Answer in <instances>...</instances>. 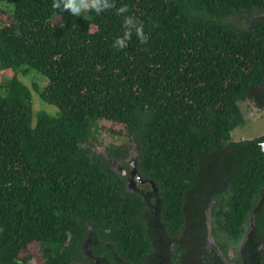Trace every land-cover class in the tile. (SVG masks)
Wrapping results in <instances>:
<instances>
[{
  "label": "trees",
  "instance_id": "1",
  "mask_svg": "<svg viewBox=\"0 0 264 264\" xmlns=\"http://www.w3.org/2000/svg\"><path fill=\"white\" fill-rule=\"evenodd\" d=\"M0 15V264L30 263L32 244L35 264L113 263L98 242L129 264L150 255L145 203L88 148L101 121L133 141L168 230L208 187L238 234L264 189L260 139L231 138L264 82V0H0ZM28 73L54 115L33 113Z\"/></svg>",
  "mask_w": 264,
  "mask_h": 264
},
{
  "label": "flooded vegetation",
  "instance_id": "2",
  "mask_svg": "<svg viewBox=\"0 0 264 264\" xmlns=\"http://www.w3.org/2000/svg\"><path fill=\"white\" fill-rule=\"evenodd\" d=\"M248 95L258 110L264 108V82L252 87ZM257 139H260L258 144L264 152V136ZM132 153L133 159L130 158ZM137 155L133 148L122 160L105 159L107 155L104 159L125 179L126 189L139 195L145 203L141 217L153 250L142 264H264V189L254 198V207L247 213L236 236H232L226 226L225 195L217 197L219 192L208 187L198 202L192 192L187 194L183 223L173 232L161 219L163 201L155 184L137 172ZM133 171L136 174L130 182ZM217 187L223 188V184ZM95 245L111 250L114 261L110 263L106 256L93 259L90 254L87 256L90 264H129L120 259L108 244L98 242Z\"/></svg>",
  "mask_w": 264,
  "mask_h": 264
},
{
  "label": "rangeland",
  "instance_id": "3",
  "mask_svg": "<svg viewBox=\"0 0 264 264\" xmlns=\"http://www.w3.org/2000/svg\"><path fill=\"white\" fill-rule=\"evenodd\" d=\"M87 6L88 4H83L81 6L80 10L82 13L86 11ZM4 19L5 17L0 15V22H2ZM246 23L250 24L249 21L245 22L244 24ZM239 27L244 26L240 24ZM4 76L8 75L5 74ZM20 78L23 83L31 90L32 110L34 114L40 111H45L48 114L54 115L58 111L56 108L42 103L39 95L32 89L33 83H35L39 89L45 86L46 81L43 77L36 73H28L27 76H20ZM249 97L250 95H248L247 98L239 104L245 122L241 127L236 128L231 133V138L234 142L252 141L264 136V108L262 107L261 110H258ZM94 137L95 140H91L88 143V148L95 155L101 156L103 158H105L106 150L108 148L126 145L128 150L133 151V148L135 146L133 141H129L130 139L126 137L123 127L112 122H98L96 130L94 131ZM107 158H109V156H106L105 159ZM130 158H134V153H132ZM29 248L34 257L28 264H35L39 258L38 245L32 244Z\"/></svg>",
  "mask_w": 264,
  "mask_h": 264
},
{
  "label": "water",
  "instance_id": "4",
  "mask_svg": "<svg viewBox=\"0 0 264 264\" xmlns=\"http://www.w3.org/2000/svg\"><path fill=\"white\" fill-rule=\"evenodd\" d=\"M264 146V143L262 144V147ZM263 151H264V148H263ZM136 174V171H133V173H132V178H131V180H129L130 182H132L133 181V177H134V175Z\"/></svg>",
  "mask_w": 264,
  "mask_h": 264
}]
</instances>
